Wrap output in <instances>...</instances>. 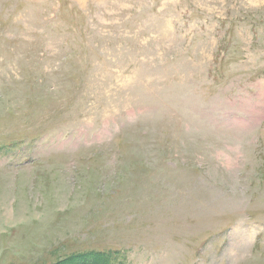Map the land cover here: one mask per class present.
I'll list each match as a JSON object with an SVG mask.
<instances>
[{"label": "rangeland", "instance_id": "rangeland-1", "mask_svg": "<svg viewBox=\"0 0 264 264\" xmlns=\"http://www.w3.org/2000/svg\"><path fill=\"white\" fill-rule=\"evenodd\" d=\"M67 258L264 264V0H0V264Z\"/></svg>", "mask_w": 264, "mask_h": 264}, {"label": "trees", "instance_id": "trees-1", "mask_svg": "<svg viewBox=\"0 0 264 264\" xmlns=\"http://www.w3.org/2000/svg\"><path fill=\"white\" fill-rule=\"evenodd\" d=\"M78 257H81V258L86 259V260L95 261L96 257L101 258L102 256L100 255V253L88 252V253L81 254ZM69 261H70V259L67 258L65 261L63 260L61 262V264H68L67 262H69ZM93 261H92V263H94ZM58 264H60V263H58Z\"/></svg>", "mask_w": 264, "mask_h": 264}]
</instances>
